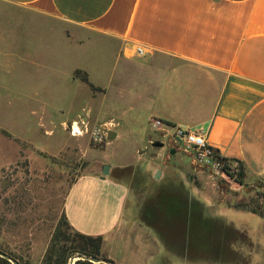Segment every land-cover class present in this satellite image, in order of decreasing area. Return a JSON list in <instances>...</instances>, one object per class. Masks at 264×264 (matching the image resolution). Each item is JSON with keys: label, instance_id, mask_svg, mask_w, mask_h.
Listing matches in <instances>:
<instances>
[{"label": "crops", "instance_id": "1", "mask_svg": "<svg viewBox=\"0 0 264 264\" xmlns=\"http://www.w3.org/2000/svg\"><path fill=\"white\" fill-rule=\"evenodd\" d=\"M11 15L62 26L69 43L92 45L90 56L99 66L111 59L107 85L92 84V91L84 83L93 96L114 95L128 114L149 123L158 118L206 131L208 147L242 174L227 178L220 203L216 191L200 202L238 231L254 234L264 227L263 217L234 208L253 193L264 197V0H0L3 28ZM136 47L145 50L143 57L135 56ZM44 69L59 75L56 66ZM76 70L87 74L72 68L62 85L77 86ZM111 171L72 183L64 206L71 228L101 237V253L114 264H196L168 251L132 211L126 216L130 185ZM189 198L196 199L191 190Z\"/></svg>", "mask_w": 264, "mask_h": 264}, {"label": "rangeland", "instance_id": "2", "mask_svg": "<svg viewBox=\"0 0 264 264\" xmlns=\"http://www.w3.org/2000/svg\"><path fill=\"white\" fill-rule=\"evenodd\" d=\"M9 18L5 28L0 25L1 255L15 258L18 264H42L55 230L62 224L72 183L84 174H100L103 165H110L111 173L130 185L126 216L132 211L148 222L168 251L196 264H264V227L254 234L225 227L215 220L214 210L200 202L211 191H216V201L221 202V193L229 187L219 168H234L229 173L238 179L236 165L228 167L217 158L205 163L196 150L165 140L146 118L128 114L125 101L114 95L93 96L79 80H75L77 86L62 85L72 68L84 69L93 85H107L111 59L99 66L90 56L92 45L69 43L56 23ZM32 31L37 37L32 38ZM33 40L39 41L33 43L38 49L35 54L31 52ZM95 43L96 47L102 45ZM53 66L59 68V75L44 69ZM74 121L88 132L72 137L68 127ZM99 125L107 132L114 129L118 136L94 141L91 130ZM156 141L164 147H154ZM170 148L175 150L172 155ZM212 155L219 157L214 151ZM216 162L219 167L213 166ZM190 190L201 203L191 215L198 224L193 228L191 219L187 222L186 215H180L179 203L174 206L178 217L167 209L164 213L159 204L165 194L187 201ZM263 198L258 192L259 203ZM73 259L75 263L78 258L71 257L69 264ZM99 259L98 264H110L102 253Z\"/></svg>", "mask_w": 264, "mask_h": 264}, {"label": "trees", "instance_id": "3", "mask_svg": "<svg viewBox=\"0 0 264 264\" xmlns=\"http://www.w3.org/2000/svg\"><path fill=\"white\" fill-rule=\"evenodd\" d=\"M74 79H78L81 82L87 84L92 91H96L97 89L89 82L88 76L85 72L81 70H76L73 74ZM239 165V164H238ZM240 166V165H239ZM241 168V167H240ZM228 172L226 167L223 168ZM241 171L237 174L238 179L241 178ZM229 177H232V174H228ZM162 202L159 203L162 208L164 207L163 212L165 213L166 209L173 217L177 216L175 213L174 206L176 203H179L182 210L181 213L186 215V221L191 219L192 212L194 208L198 207L201 203L196 199H190L185 201L181 198L177 199L176 197H170L168 195H163L161 197ZM258 195L256 197L251 198L246 203L234 204V208L248 210L258 216H263L262 204L259 203ZM187 205L190 208H187ZM184 206V209H183ZM179 215V216H180ZM196 215V214H194ZM178 217V216H177ZM219 221L218 219H215ZM201 221H198L200 223ZM223 226L230 227L229 225L224 224L223 222L219 221ZM148 225H150L147 222ZM198 224L191 219L190 220V227H198ZM213 224H211L212 226ZM151 226V225H150ZM152 227V226H151ZM162 227V226H161ZM206 227V226H204ZM154 228V227H153ZM101 245H102V238L101 237H91L80 234L74 231L71 226L68 224L65 214L62 216V224H59L55 230L54 237L52 238L42 260V264H69V260L73 256H81L85 257L84 260H77L74 264H94L88 260L90 257H100L101 253ZM13 258V257H12ZM15 258H13L14 260ZM16 260V259H15ZM17 261V260H16ZM110 264H114L111 260H107ZM0 263L2 264H11L7 258L0 257Z\"/></svg>", "mask_w": 264, "mask_h": 264}, {"label": "built area", "instance_id": "4", "mask_svg": "<svg viewBox=\"0 0 264 264\" xmlns=\"http://www.w3.org/2000/svg\"><path fill=\"white\" fill-rule=\"evenodd\" d=\"M134 52L135 56L137 57H143L145 55V50L140 47H136L134 49ZM150 123L152 128L159 134H161L165 138V140L173 143L174 145H180L188 149L192 148L196 150L198 152L199 159L204 161L205 163H210L214 158L215 160L220 159L221 163L224 165L225 162L220 157H216L213 155L211 156V153L214 150L208 147L206 143V131H204L203 129H185L179 126L170 125L158 118H151ZM68 130L69 134L72 137H81L88 132L87 129L77 121L70 123ZM106 135L107 129L103 125L95 126L91 130V137L96 142H102L103 138H105ZM213 166L219 167V163L216 162L213 164ZM223 168H219L221 175L225 178H228V174L230 173L227 174V172L223 170ZM228 172L233 173V168H231V171L228 169Z\"/></svg>", "mask_w": 264, "mask_h": 264}, {"label": "water", "instance_id": "5", "mask_svg": "<svg viewBox=\"0 0 264 264\" xmlns=\"http://www.w3.org/2000/svg\"><path fill=\"white\" fill-rule=\"evenodd\" d=\"M116 137V133H114V132H112V131H108L107 132V140H112V139H114ZM152 145L154 146V147H164V143L163 142H160V141H156V142H154V143H152ZM169 153L172 155V154H174L175 153V150L174 149H172V148H170L169 149ZM109 171H110V165H103L102 166V170H101V174L103 175V176H108V174H109ZM159 177V173L158 172H156V174H155V176H154V178L155 179H157ZM1 255V254H0ZM1 257H3V258H6L5 257V255H1ZM78 259L77 260H79V259H86L85 257H81V256H76ZM8 260H9V262L11 263V264H18L15 260H13V259H10V258H7ZM88 260L90 261V262H92V263H94V264H98V263H100V259L99 258H97V257H90V258H88ZM71 264H74V259H73V261L71 262Z\"/></svg>", "mask_w": 264, "mask_h": 264}]
</instances>
